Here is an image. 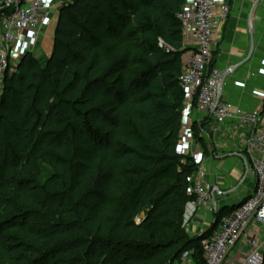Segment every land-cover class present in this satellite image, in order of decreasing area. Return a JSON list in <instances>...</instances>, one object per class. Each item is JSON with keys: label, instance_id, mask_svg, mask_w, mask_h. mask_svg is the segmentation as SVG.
Wrapping results in <instances>:
<instances>
[{"label": "trees", "instance_id": "1", "mask_svg": "<svg viewBox=\"0 0 264 264\" xmlns=\"http://www.w3.org/2000/svg\"><path fill=\"white\" fill-rule=\"evenodd\" d=\"M61 2L50 57L5 77L0 264H175L187 249L205 264L238 205L201 235L184 225L199 170L179 153L186 0ZM207 119L192 124L202 144Z\"/></svg>", "mask_w": 264, "mask_h": 264}, {"label": "built area", "instance_id": "2", "mask_svg": "<svg viewBox=\"0 0 264 264\" xmlns=\"http://www.w3.org/2000/svg\"><path fill=\"white\" fill-rule=\"evenodd\" d=\"M51 0H2L0 2V100L5 77L13 73L24 54L31 52L43 32L44 20ZM230 14V6L218 0H186L179 18L184 36L193 40V47L184 55L181 86L186 103L197 100L198 109L216 128L238 121L251 128L246 135L245 150L252 158L255 189L230 215L223 216L210 238L203 241L205 264H262L264 233L258 232L249 241L243 259L229 262V254L253 224L264 227V100L260 108L245 110L221 99L223 72L214 63V52L220 44L219 33ZM25 36V37H24ZM25 42L22 45V38ZM168 47V45H166ZM32 53V52H31ZM17 60V62H15ZM179 148V153L181 154ZM195 201L218 210L211 190L201 176H188ZM178 264H196L194 251L185 250Z\"/></svg>", "mask_w": 264, "mask_h": 264}, {"label": "crops", "instance_id": "3", "mask_svg": "<svg viewBox=\"0 0 264 264\" xmlns=\"http://www.w3.org/2000/svg\"><path fill=\"white\" fill-rule=\"evenodd\" d=\"M51 1L43 32L33 42L31 52L38 57L47 58L54 49L55 33L50 38L46 53L42 44L46 29L54 20L57 24L62 5L61 0ZM218 1L227 2L230 6L229 17L219 33V47L213 55L215 65L223 72L221 99L245 110L260 108L264 100V0ZM24 37L22 45L25 43ZM184 40L190 50L194 45L193 40L185 36ZM185 105L181 135L186 127L197 121L203 123L206 119L198 107L193 108L188 103ZM207 121L202 134L207 149L199 143L195 147L189 143L194 148L192 156L199 164L195 176H201L211 190L218 210L212 212L210 208L203 207L196 201L188 205L191 221L187 230L191 236L201 235L203 231L211 228L220 209L239 205L254 191L256 185L252 158L245 150L246 135L251 128L238 121H230L216 128L210 120ZM183 143L181 137L180 148ZM258 232L264 233V227L259 223L251 225L242 240L233 246L228 261L238 262L243 259L249 251L250 238Z\"/></svg>", "mask_w": 264, "mask_h": 264}, {"label": "rangeland", "instance_id": "4", "mask_svg": "<svg viewBox=\"0 0 264 264\" xmlns=\"http://www.w3.org/2000/svg\"><path fill=\"white\" fill-rule=\"evenodd\" d=\"M56 22L55 20L52 21V23L50 24V26L48 27V29H46L45 33H44V39H43V48H44V53H46L45 51H47V49L49 48V45H50V38H52V35H54L55 31H56ZM54 45V44H53ZM53 49V48H52ZM51 55V54H50ZM50 55H47L49 58ZM43 59L46 58V57H42ZM15 62H17V60H15ZM204 133V131H203ZM202 133V134H203ZM182 139L184 140V143L182 145V148L180 149V152L181 154H183L185 157H188V156H192L193 152H192V148H191V144H194V147L196 146V144H200L201 146L204 147V149H207V144H202L200 142H197L196 138L194 137V134H193V131H192V126L190 127H186L185 129H183V132H182V135H181ZM190 142V143H189ZM194 142V143H193ZM194 149V148H193ZM186 160L184 159V162ZM197 161V160H196ZM195 200H191L189 205L191 203H194ZM191 208V207H190ZM184 218H185V222H184V225L187 227L188 223L191 221V218H190V211H189V208L187 207V210L185 212V215H184ZM189 233V232H188Z\"/></svg>", "mask_w": 264, "mask_h": 264}, {"label": "water", "instance_id": "5", "mask_svg": "<svg viewBox=\"0 0 264 264\" xmlns=\"http://www.w3.org/2000/svg\"><path fill=\"white\" fill-rule=\"evenodd\" d=\"M24 55H26V54H24Z\"/></svg>", "mask_w": 264, "mask_h": 264}]
</instances>
